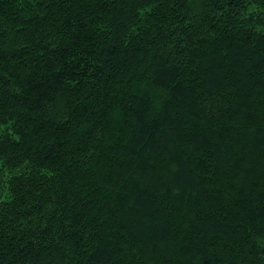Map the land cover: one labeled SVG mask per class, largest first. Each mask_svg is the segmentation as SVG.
<instances>
[{"label":"trees","instance_id":"trees-1","mask_svg":"<svg viewBox=\"0 0 264 264\" xmlns=\"http://www.w3.org/2000/svg\"><path fill=\"white\" fill-rule=\"evenodd\" d=\"M0 264H264V0H0Z\"/></svg>","mask_w":264,"mask_h":264}]
</instances>
